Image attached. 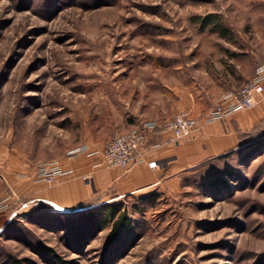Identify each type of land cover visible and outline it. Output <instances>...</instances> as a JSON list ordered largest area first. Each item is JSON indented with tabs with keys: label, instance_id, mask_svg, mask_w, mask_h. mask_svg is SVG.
<instances>
[{
	"label": "rangeland",
	"instance_id": "rangeland-1",
	"mask_svg": "<svg viewBox=\"0 0 264 264\" xmlns=\"http://www.w3.org/2000/svg\"><path fill=\"white\" fill-rule=\"evenodd\" d=\"M207 14L231 38L202 28ZM254 25L264 0H0V264H264V146L198 168L168 197L68 214L18 211L2 177L15 160H52L72 105L117 70L214 68L254 48L242 40ZM110 206L126 222L111 242Z\"/></svg>",
	"mask_w": 264,
	"mask_h": 264
},
{
	"label": "crops",
	"instance_id": "crops-1",
	"mask_svg": "<svg viewBox=\"0 0 264 264\" xmlns=\"http://www.w3.org/2000/svg\"><path fill=\"white\" fill-rule=\"evenodd\" d=\"M253 28L254 37L242 40L254 48L224 56L214 68L190 73L183 67L168 71L160 61L142 62L132 69L126 65L109 84L102 82L94 90V101L72 105L74 111L66 114L61 129L66 140L47 162L56 163L65 174L47 183L38 175L42 164L15 160L14 167H7L2 176L18 200V211L36 212L45 207L68 214L124 199H161L177 193L184 178L198 168L248 150L247 145L264 133V92L249 109L218 121L206 117L220 95L240 88L257 67L264 66V25ZM88 95L91 99L92 93ZM180 112L198 118L200 126L174 141L159 125ZM144 123L156 126L145 130L138 149L141 162L126 171L106 167L98 155L87 154L102 149L111 135ZM78 148L86 151L72 155ZM150 162L155 166L149 167Z\"/></svg>",
	"mask_w": 264,
	"mask_h": 264
},
{
	"label": "built area",
	"instance_id": "built-area-1",
	"mask_svg": "<svg viewBox=\"0 0 264 264\" xmlns=\"http://www.w3.org/2000/svg\"><path fill=\"white\" fill-rule=\"evenodd\" d=\"M264 92V66L255 69L253 76L240 88L233 92L220 95L214 107L208 112L207 121L221 120L234 112L249 109L256 103L258 97ZM156 126V123H144L123 133L110 136L102 149L87 154L98 155L106 167H117L126 171L132 165L141 162L138 149L145 137V130ZM164 131L170 132L173 140L177 141L189 136L200 126V120L180 112L166 119L159 125ZM86 149L78 148L72 155H79ZM154 167L155 163H148ZM65 174L56 163L42 164L39 166V178L47 183H52L56 176Z\"/></svg>",
	"mask_w": 264,
	"mask_h": 264
},
{
	"label": "trees",
	"instance_id": "trees-1",
	"mask_svg": "<svg viewBox=\"0 0 264 264\" xmlns=\"http://www.w3.org/2000/svg\"><path fill=\"white\" fill-rule=\"evenodd\" d=\"M200 24L202 28L209 27L210 30L216 32L221 38L229 39L232 36L231 31L225 25H223L218 15L207 14L200 20ZM263 146H264V133L260 137H257L254 141H252L250 144L247 145V147H249V149L254 152H258ZM116 208L117 207L110 206L107 208L106 212L104 213L105 217L107 215L110 220L114 219L113 227L108 234V240L110 242L117 239L118 228L122 225L126 226L125 219L119 212L117 213ZM47 250L50 251V249H47ZM55 262L57 264H65L63 261H61L57 257H55ZM14 264H18V263L15 262Z\"/></svg>",
	"mask_w": 264,
	"mask_h": 264
},
{
	"label": "bare ground",
	"instance_id": "bare-ground-1",
	"mask_svg": "<svg viewBox=\"0 0 264 264\" xmlns=\"http://www.w3.org/2000/svg\"><path fill=\"white\" fill-rule=\"evenodd\" d=\"M63 213V212H62Z\"/></svg>",
	"mask_w": 264,
	"mask_h": 264
}]
</instances>
